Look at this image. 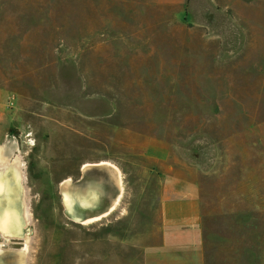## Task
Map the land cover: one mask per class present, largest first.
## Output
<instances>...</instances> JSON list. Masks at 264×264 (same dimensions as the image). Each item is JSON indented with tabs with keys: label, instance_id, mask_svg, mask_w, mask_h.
I'll return each mask as SVG.
<instances>
[{
	"label": "rangeland",
	"instance_id": "374dc122",
	"mask_svg": "<svg viewBox=\"0 0 264 264\" xmlns=\"http://www.w3.org/2000/svg\"><path fill=\"white\" fill-rule=\"evenodd\" d=\"M0 91V145L25 164V264H166L188 241L203 264H264V0H0ZM80 115L112 124L123 188L91 222L68 188L102 190L107 169L87 177ZM188 185L202 224L164 228L161 198Z\"/></svg>",
	"mask_w": 264,
	"mask_h": 264
},
{
	"label": "crops",
	"instance_id": "0c3cea01",
	"mask_svg": "<svg viewBox=\"0 0 264 264\" xmlns=\"http://www.w3.org/2000/svg\"><path fill=\"white\" fill-rule=\"evenodd\" d=\"M11 119L6 97L0 91V142L6 135ZM73 126L81 137V154L91 158L87 161L92 165L86 173L87 177L92 178L91 176L101 167L107 169L105 173L108 177L106 176L107 179L103 182L102 190H88L86 196L76 194L73 190L74 184H72L68 188L71 207L76 208L77 204L87 207L90 214L87 218L97 215L106 216L116 209L123 195L120 168L111 161L118 169L110 164L102 163L109 152L114 128L105 119L86 115L76 116ZM155 151L157 152L154 155L156 158L165 159V149L158 148ZM71 181L74 180L69 176L68 179L62 181V185L65 183L70 185ZM88 182L94 183L95 181L90 179ZM160 218L162 226L167 229H197L202 224L203 211L200 194L195 185H188L185 189L163 196L160 202ZM166 245L169 244L166 243ZM191 250L193 253L190 252ZM164 262L166 264H203L202 248L199 243L195 242L176 243L174 254Z\"/></svg>",
	"mask_w": 264,
	"mask_h": 264
},
{
	"label": "bare ground",
	"instance_id": "6f19581e",
	"mask_svg": "<svg viewBox=\"0 0 264 264\" xmlns=\"http://www.w3.org/2000/svg\"><path fill=\"white\" fill-rule=\"evenodd\" d=\"M16 151L15 145H0V177H3L0 178V193L7 192L4 198L0 197V228L4 231L3 234L24 236L25 248L17 251L14 264H25V255L32 240L27 233H22V229L32 221V213L28 200L25 164ZM102 163L110 164L118 169L109 161L103 160ZM102 216L104 215L93 216L87 220L91 222ZM2 252V248H0V256H2Z\"/></svg>",
	"mask_w": 264,
	"mask_h": 264
},
{
	"label": "flooded vegetation",
	"instance_id": "af4514ba",
	"mask_svg": "<svg viewBox=\"0 0 264 264\" xmlns=\"http://www.w3.org/2000/svg\"><path fill=\"white\" fill-rule=\"evenodd\" d=\"M3 178V177H0ZM13 182L16 184V181L13 179ZM7 192L0 193V197L4 198ZM0 248H2V256H0V264H14L16 260V253L18 250L25 248V238L23 235H9L3 234L4 232L0 228ZM30 223L27 227L23 226L22 233L29 234ZM22 237V238H21Z\"/></svg>",
	"mask_w": 264,
	"mask_h": 264
}]
</instances>
